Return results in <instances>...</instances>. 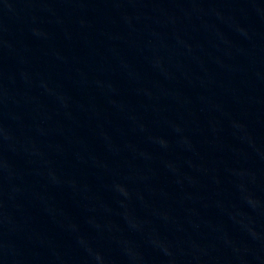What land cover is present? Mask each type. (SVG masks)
<instances>
[{"label":"water","instance_id":"water-1","mask_svg":"<svg viewBox=\"0 0 264 264\" xmlns=\"http://www.w3.org/2000/svg\"><path fill=\"white\" fill-rule=\"evenodd\" d=\"M0 264H264V0H0Z\"/></svg>","mask_w":264,"mask_h":264}]
</instances>
